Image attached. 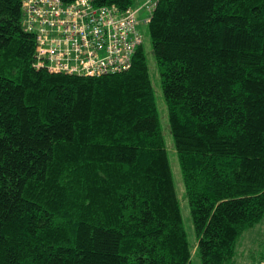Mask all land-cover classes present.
<instances>
[{
  "label": "trees",
  "instance_id": "16d2710c",
  "mask_svg": "<svg viewBox=\"0 0 264 264\" xmlns=\"http://www.w3.org/2000/svg\"><path fill=\"white\" fill-rule=\"evenodd\" d=\"M22 1L0 0V264H191L143 44L123 74H52ZM148 27L196 252L234 264L264 220V0H161Z\"/></svg>",
  "mask_w": 264,
  "mask_h": 264
},
{
  "label": "built area",
  "instance_id": "2783aa9c",
  "mask_svg": "<svg viewBox=\"0 0 264 264\" xmlns=\"http://www.w3.org/2000/svg\"><path fill=\"white\" fill-rule=\"evenodd\" d=\"M160 1L141 0L122 11L94 0H23V27L36 37V65L92 78L128 72L143 44L139 27L149 26Z\"/></svg>",
  "mask_w": 264,
  "mask_h": 264
},
{
  "label": "rangeland",
  "instance_id": "374dc122",
  "mask_svg": "<svg viewBox=\"0 0 264 264\" xmlns=\"http://www.w3.org/2000/svg\"><path fill=\"white\" fill-rule=\"evenodd\" d=\"M133 1V6L135 7L139 6L141 3V0ZM141 18L144 20L146 18V14L142 13ZM139 30L141 32L143 48L150 67V74L154 85L156 104L159 113L160 129L171 161L176 191L181 205L184 228L188 235L189 243L193 248L191 264H202L200 255L196 252L198 242L194 230L189 202L185 192L179 158L169 124L168 110L163 96L160 74L155 57L153 55L149 27L142 23L139 27ZM262 262H264V220L243 234L237 244L236 256L234 258V264H259Z\"/></svg>",
  "mask_w": 264,
  "mask_h": 264
},
{
  "label": "bare ground",
  "instance_id": "6f19581e",
  "mask_svg": "<svg viewBox=\"0 0 264 264\" xmlns=\"http://www.w3.org/2000/svg\"><path fill=\"white\" fill-rule=\"evenodd\" d=\"M39 68H44V67H39ZM46 69V68H45ZM48 70V69H47ZM49 71V70H48ZM50 72V71H49ZM51 73V72H50ZM72 76V75H71Z\"/></svg>",
  "mask_w": 264,
  "mask_h": 264
}]
</instances>
